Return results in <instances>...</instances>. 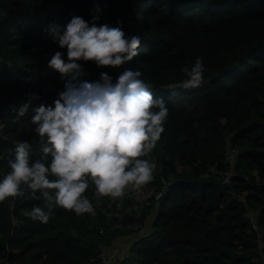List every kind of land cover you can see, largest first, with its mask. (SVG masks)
Here are the masks:
<instances>
[{"label":"trees","instance_id":"trees-1","mask_svg":"<svg viewBox=\"0 0 264 264\" xmlns=\"http://www.w3.org/2000/svg\"><path fill=\"white\" fill-rule=\"evenodd\" d=\"M97 3L103 15L96 23L122 21L141 44L122 66L81 61L82 79L142 70L169 107L165 131L149 153L157 163L147 184L153 195L168 181L174 185L147 204L134 190L96 197L90 183L95 215L58 206L46 223L25 215L35 204L46 207L31 189L9 197L0 202V264H104L101 252L112 255L124 240L132 245L116 264H264V0H2L0 120L7 124L0 175L17 141L30 140L34 159L43 143L30 131L34 112L12 110L31 92L39 93L33 105L53 103L65 87L47 61L57 50L67 59V48L46 27L66 25L73 15L90 20ZM201 56L203 82L181 87L183 66ZM229 145L238 156L226 182ZM120 199L124 221L141 227L102 231ZM145 228L147 234L137 233Z\"/></svg>","mask_w":264,"mask_h":264},{"label":"clouds","instance_id":"clouds-1","mask_svg":"<svg viewBox=\"0 0 264 264\" xmlns=\"http://www.w3.org/2000/svg\"><path fill=\"white\" fill-rule=\"evenodd\" d=\"M102 15L97 3L90 20L73 15L66 25L51 22L46 27L61 48H67V59L57 50L47 61L62 74L65 87L53 103L33 105L39 93L31 92L14 109L19 116L34 112L30 131L43 143L34 159L30 140L16 142L9 170L0 175V202L31 189L46 207L35 204L25 215L45 223L58 206L77 215H95L86 194L90 183L96 197L115 199L153 179L155 164L148 157L165 131L166 100L154 95L139 68H125L115 79L108 71L95 80L82 79L86 73L81 61L122 66L139 52L140 35L126 34L122 21L115 26L96 23ZM205 67L202 56L185 64L180 86L201 85Z\"/></svg>","mask_w":264,"mask_h":264},{"label":"built area","instance_id":"built-area-1","mask_svg":"<svg viewBox=\"0 0 264 264\" xmlns=\"http://www.w3.org/2000/svg\"><path fill=\"white\" fill-rule=\"evenodd\" d=\"M1 3H2V0H0V24H1V21L3 20V18L5 16V13L1 7ZM14 111L15 110H12L13 113H14ZM0 124L3 125V128L0 129V133H3L7 123L5 120H0ZM226 155H227V161L229 163H231V167H230L229 171L227 172V175H226L224 180L226 182H229L230 178L234 174H236L235 164L237 163L238 150L236 148H234L233 146L229 145V147L227 148V151H226ZM153 162L157 163L156 157L153 158ZM174 182H175L174 180L166 182L164 187L162 188V190L160 192H158L157 194L155 193V195H153L154 190L148 184L144 185L142 187V189H140L138 191L134 190V193L136 195H138V194L143 195L146 203L150 204L151 198H153L154 200L159 199L163 193L167 192V190L170 186L174 185ZM125 204L126 203L122 199H120L117 202V204H116L117 209L114 212H110L107 216L108 227L101 229L102 231H104L105 229H110L112 231L115 229L136 231L141 227V224L139 222L126 223L124 221V218H123L124 213L123 212L125 210V207H124ZM101 256L104 259V264H116L119 261V260H115V257H116L115 254L108 255L106 253V251H104V250L101 252Z\"/></svg>","mask_w":264,"mask_h":264},{"label":"crops","instance_id":"crops-1","mask_svg":"<svg viewBox=\"0 0 264 264\" xmlns=\"http://www.w3.org/2000/svg\"><path fill=\"white\" fill-rule=\"evenodd\" d=\"M128 244H130L129 246H127ZM132 245V243L130 241H122L121 244L117 245L113 250L112 253L115 254L116 256L120 255L122 256V254H124V252H127L130 248V246ZM121 248H123V251L121 250Z\"/></svg>","mask_w":264,"mask_h":264},{"label":"rangeland","instance_id":"rangeland-1","mask_svg":"<svg viewBox=\"0 0 264 264\" xmlns=\"http://www.w3.org/2000/svg\"><path fill=\"white\" fill-rule=\"evenodd\" d=\"M46 89L48 90L49 89V87H46ZM144 227H147L146 225L144 226ZM150 231V229H147V228H145V229H143V230H141V231H139V232H137V233H141V232H143L144 233V235H145V233L147 232H149ZM143 233H141V234H143ZM146 233V234H147ZM131 243H132V241H131ZM130 244H128L127 246H129ZM121 250L123 251V248H121ZM128 252V251H127Z\"/></svg>","mask_w":264,"mask_h":264}]
</instances>
